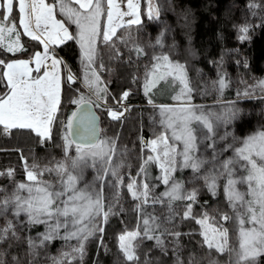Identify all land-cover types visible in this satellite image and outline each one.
I'll return each mask as SVG.
<instances>
[{"label": "snow or ice", "instance_id": "6c2138e0", "mask_svg": "<svg viewBox=\"0 0 264 264\" xmlns=\"http://www.w3.org/2000/svg\"><path fill=\"white\" fill-rule=\"evenodd\" d=\"M142 16L161 18L157 0H143V5L142 0H0V136L34 135L41 148L58 138L63 154V159L41 166L35 158L29 163L20 151L25 182L15 184L10 192L0 189V217H13L0 225V243L18 239V224L26 218L28 225L47 229L39 242L28 241L32 254L57 238L75 240L70 252L54 260V264H72L84 256L90 238L96 237L102 245L104 225L111 216L123 213L120 201L127 196L134 201L137 215L136 227L117 237L127 264H153L152 250L167 256L169 242L174 264H200L195 256L187 260L180 256L185 233L179 221L188 220L199 226L200 246L209 254H227V264H259L264 257V129L238 144L229 142L223 151L231 149L233 155L220 159L216 144L228 134L219 135L218 126L236 119L239 110L215 113L192 104L194 89L186 65L166 53L153 54L142 75L132 76L148 104L158 110L163 129L150 140L141 139L135 174L126 171L118 137L107 136L101 127L97 109L103 108L112 121H122L129 111L123 102L130 90L111 96L106 74L115 71L113 65L134 66L147 54L132 33L134 26L138 29L143 23ZM250 27H238V40L250 39ZM163 37L161 32L149 46L163 48ZM24 38L37 45L31 53ZM68 41L78 45L76 72L56 51ZM215 84L222 93L227 87L225 75ZM177 86L179 91L171 97L175 104L154 102L156 91L163 87L175 91ZM249 87L264 92V80ZM201 144L212 149L211 159L197 155ZM153 168L158 174L153 175ZM186 169L213 195L223 181L232 214L194 212L200 190L186 187L177 175ZM87 170H94L91 182L85 180ZM15 171L0 170V176L13 177ZM46 175L53 178L45 179ZM177 202H185L182 212ZM228 222L233 225L231 236L225 227ZM147 241L153 243L144 248L141 259L138 250ZM12 259L19 264L16 257ZM0 264L6 262L0 259Z\"/></svg>", "mask_w": 264, "mask_h": 264}, {"label": "trees", "instance_id": "16d2710c", "mask_svg": "<svg viewBox=\"0 0 264 264\" xmlns=\"http://www.w3.org/2000/svg\"><path fill=\"white\" fill-rule=\"evenodd\" d=\"M257 1L262 8L260 12L264 13V0ZM162 2L163 0H157L162 11L159 20L154 22L146 16H142L143 23L138 29L134 26L133 30L140 32L143 40L149 41L163 32V40H165L163 49L168 50V52L169 48H172L171 45L169 48L166 45L167 35H170L172 41L175 42L174 46L178 56L186 65L190 83L194 81L200 84V79L205 78L208 83L213 82L214 84V81H217L216 75L219 77L221 74L225 75L227 87L222 93L219 92L221 95L218 94L217 87H215L216 89L204 91V96L198 95V98L194 100L207 104L217 103L215 106H218L217 99L220 98L239 110L236 119L228 124L219 125L217 129L219 135L225 133L228 135L226 140L217 141L216 151L220 153V159L229 158L233 153L231 149L223 151L224 147L229 142L238 144L249 133L255 132V126H259L260 122L264 123V98H242L236 92L237 86L242 85L243 82L247 83L264 75V19L260 23V21L252 18L248 5L253 0H168L169 6L167 7ZM244 23L252 25L253 30L249 35L250 39L241 42L237 38L238 27ZM255 24L257 25L255 26ZM162 29L166 31H162ZM24 40L28 47V53L37 48L35 42L27 38ZM56 51L58 56L74 72L79 70L80 61L77 44L68 41L58 47ZM26 56L27 54L24 58ZM146 57V55L141 57L134 66L117 67L113 65L115 71L106 74L111 96H117L125 90H130V95L126 101L131 104V108L126 117L122 121H112L104 113L103 108L97 109L101 117V127L105 129V134L110 137H118L119 147L131 151V153L140 152L141 139L145 140L148 136L150 115L152 112L158 111L148 104V98L147 100L144 99L142 86L132 80L134 74L142 75L143 64L148 61ZM105 59L107 60V56ZM245 62L247 66H245ZM219 68L223 69L224 73L217 72ZM171 91H173L172 88L163 87L156 91L152 98L156 104H171ZM161 92L166 95L164 97L159 96ZM109 103L116 107L111 99ZM60 143L61 141L57 138L54 143H49L41 148L36 143L34 135L0 136V170L10 168L16 170L12 178L0 177L1 187H6V191L10 192L15 184L25 182V173L20 162V151H23L24 155L28 157L29 163L35 158L40 165H47L49 161L54 162L56 158L60 157L62 152L61 147L58 146ZM211 153L212 149L201 144L197 155L211 159ZM126 156H128L129 168L134 171L139 160L130 155ZM188 172L193 173L190 169H186L177 174L184 183H186L184 177ZM152 173L153 175L158 174L156 168L152 169ZM45 177L49 178L50 176L46 175ZM220 183L221 187L213 195L204 187L202 180L198 181L195 187L198 186L200 190L199 202L194 206V212L208 211L213 216H218V212L232 214L222 191L223 181ZM162 187L158 188L157 191H161ZM178 203L181 202H177V206H180L179 211L182 212L185 202H182L181 205ZM123 205L124 212L111 216L108 223L104 225L102 245L96 237L90 238L85 246L84 257L73 260L72 264H127L118 249L117 237L125 229L131 230L136 227L137 215L133 210L134 201L127 200ZM22 220L24 223L18 224L17 228L18 239L0 243V259H3L6 264H16L12 259L13 257L17 258L19 264H39L41 260L52 259L65 244L75 241L57 238L46 242L44 246L37 247L36 254L33 255L28 247V241L39 242L42 233L47 229L44 225H28L26 218H22ZM179 229L185 233L181 238L180 256L182 260H187L189 256H195L200 264H208L209 259L227 263V254L220 255L215 252L209 254L206 248L200 246L199 226L193 221H179ZM152 243L147 241L138 250L141 259L144 258V248ZM172 251V248L169 247V255L161 256L158 250L153 249L149 259L153 261V264H165V262L166 264H174L175 256L172 255ZM259 264H264V257L260 258Z\"/></svg>", "mask_w": 264, "mask_h": 264}, {"label": "rangeland", "instance_id": "374dc122", "mask_svg": "<svg viewBox=\"0 0 264 264\" xmlns=\"http://www.w3.org/2000/svg\"><path fill=\"white\" fill-rule=\"evenodd\" d=\"M252 3H254V4H257V5H259V3H258V1L257 0H253V2ZM252 3H250V4H252ZM162 4L164 5V6H169L168 4V0H163V2H162ZM250 9V13H251V16H252V18H254V19H256L257 21H260V23L262 22V19H264V13L261 11L260 12V10L262 9L261 8V6L259 5V7H256V8H249ZM162 12V11H161ZM253 12L255 13V15H253ZM162 14V13H161ZM147 17V16H146ZM127 19V18H126ZM152 21H157V20H152ZM258 24V23H257ZM257 24H255V26L257 25ZM243 25H245V23L243 24ZM248 25V24H247ZM252 30H253V26L251 25V27H250V30H249V33H248V35H250V33L252 32ZM123 31V30H122ZM162 31H166L165 29L163 30L162 29ZM132 33H133V35H135L137 38H138V42L139 43H143L142 45L144 46V48H145V52L147 53L146 54V59H148V61L147 62H145L144 64H143V69H144V65H146V64H148L149 62H150V60H151V57H152V55L153 54H160V53H166V54H170V56L172 57V59H174V60H177V61H179L180 63H183V61L180 59V57L178 56V54H177V51H176V48H175V46H174V44H175V42L174 41H172V39H171V37H170V35H167V42L169 43H167L166 42V45H168V48H169V46L171 45V47L172 48H169V52H168V50H165V49H163V48H160L159 46H154V47H150L149 45H154L155 44V39L157 38V37H155L152 41H149V40H143L141 37V34H140V32H137L136 30H133L132 29ZM165 41V40H164ZM148 44L147 45V47H146V44ZM104 56L106 57L107 56V50H105V53H104ZM184 64V63H183ZM217 72H219V73H224L223 72V69H218L217 70ZM217 76V80H218V77H219V75H216ZM201 80V82H200V84H197V83H195L194 81L193 82H191L190 84H191V86H192V88L194 89V92L192 93V97H193V99H192V104H194V105H197V106H201V107H203L204 108V110H206V111H208V110H210V111H212V112H215V113H222V112H224L226 109H229V108H234L235 109V107L230 103H228V102H226V100H222V99H217V101L219 102L218 103V106H215V105H217V103L216 104H207V103H204V102H195V98H198V95L199 96H204V91H210V89H213V88H215L216 87V84H215V79L213 80L214 81V84H213V82H210V83H208V81H206V79L204 78H201L200 79ZM261 80H264V75L262 76V77H260V78H255V79H253V80H251L250 82H243V84L242 85H240V86H237V88H236V92L238 93V92H241V93H243L245 90H248V91H250L252 94L250 95V96H245V95H239L240 97H242V98H244V97H246V98H264V92H262L259 88H255V87H249V86H254L255 84H256V82L257 81H261ZM209 85V86H208ZM214 86V87H213ZM216 89V88H215ZM214 89V92H216V90ZM173 90V89H172ZM179 91V86H177V88L175 89V91L173 90V91H171V95H170V99H171V97L173 96V95H175L176 94V92H178ZM218 91V90H217ZM142 93H143V96H144V99H146L147 100V98L148 97H146L145 95H144V91H143V88H142ZM201 93H202V95H201ZM218 94H220L221 95V93H219V91H218ZM166 94L165 93H159V96H161V97H164ZM218 98V97H217ZM171 101H172V103L171 104H175L176 102L175 101H173L172 99H171ZM128 108H129V110H130V108H131V104L130 103H127V101L125 100L124 102H123ZM216 109H218V110H216ZM127 113H128V111L125 113V117H126V115H127ZM124 117V118H125ZM123 119V118H122ZM150 126H149V131H148V136L145 138V140H150V139H152V138H154L157 134H159L163 129H162V127L160 126V124H159V118H158V111H155V112H152V114L150 115ZM261 129H264V123H261L260 122V124H259V126H255V132L256 131H258V130H261ZM104 133H105V129H104ZM254 133V131L251 133V134H253ZM250 133H249V135H251ZM107 135V134H106ZM249 135H247V136H249ZM108 136V135H107ZM247 136H245L244 138H246ZM110 137V136H109ZM118 147H119V141H118ZM119 149L121 150V151H123V152H125V155H130V156H132L133 158H136V159H138V157H139V155H140V152L138 153V152H132L131 153V151H127V150H125L123 147H122V149L119 147ZM61 155H60V157H58V158H56L54 161H56V160H61V159H63V154H62V152L60 153ZM127 157L128 156H126V160H127ZM127 164H129V162H128V160H127ZM41 166H45V165H41ZM136 169H137V166H136V168H134V171H132L131 170V168H129V166H128V168L126 169V171H129V172H131V173H133V174H135V172H136ZM156 170L158 171V169L156 168ZM94 170H87L86 171V173H85V180L86 181H88V182H91L92 181V179H93V177H94ZM194 175L195 174H193V173H189L188 172V174L184 177V181H186V183H185V186L186 187H188V188H191V187H193V186H195V185H197L198 184V181L197 180H194ZM1 177V176H0ZM10 178H12V177H10ZM53 177H49V178H46L45 177V179H52ZM197 188H198V186H197ZM0 189H3V190H5L6 191V187H1V185H0ZM162 189H163V187H162ZM161 189V190H162ZM241 190H243V186H241ZM159 191V190H158ZM106 195H107V193H106ZM127 200H131V198L130 197H127V196H122V198H121V201H120V203H121V205L123 206V209H124V205H123V203L125 202V201H127ZM182 203V202H181ZM181 203H178V204H180L181 205ZM178 207V210H179V205L177 206ZM124 212V211H123ZM6 219H13V217H11V215L10 214H7L6 215V217H0V225H2V224H4L5 223V221H6ZM229 226H227V225H225V227H228L229 228V232H230V236L232 235V229H231V222H228L227 223ZM232 228H233V225H232ZM126 230H130V229H125L124 231H126ZM123 231V232H124ZM121 234V233H120ZM119 234V235H120ZM87 243V242H86ZM76 244V241H73V242H71V243H68V244H65L64 246H62L59 250H58V252L52 257V259H50V258H47V261H40L39 262V264H54V260H60L61 259V256H62V253H64V252H70L71 251V248H72V246H74ZM86 246V245H85ZM169 247L170 248H172V244H171V242H169ZM86 248V247H85ZM173 250V249H172ZM86 252V251H85ZM85 255V254H84ZM44 257H46V256H44ZM84 257V256H83ZM82 257V258H83ZM82 258H77V259H82ZM211 260H213V259H209V261H208V264H209V262L211 261ZM216 264H227V263H222V262H218V261H216Z\"/></svg>", "mask_w": 264, "mask_h": 264}]
</instances>
